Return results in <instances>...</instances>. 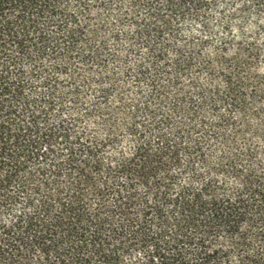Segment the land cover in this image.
Listing matches in <instances>:
<instances>
[{"label":"trees","instance_id":"obj_1","mask_svg":"<svg viewBox=\"0 0 264 264\" xmlns=\"http://www.w3.org/2000/svg\"><path fill=\"white\" fill-rule=\"evenodd\" d=\"M217 2L0 0V264H264V0ZM124 23L143 101L87 79L122 123L84 138L34 79L118 62L101 34Z\"/></svg>","mask_w":264,"mask_h":264},{"label":"rangeland","instance_id":"obj_2","mask_svg":"<svg viewBox=\"0 0 264 264\" xmlns=\"http://www.w3.org/2000/svg\"><path fill=\"white\" fill-rule=\"evenodd\" d=\"M243 0H218L217 5L212 9L211 14L213 19L217 18L220 13L227 14L231 10L237 8L240 2ZM255 14V13H254ZM253 16V15H252ZM258 16L255 15L253 18L249 16V23L254 22ZM113 17H111L108 22L112 24ZM125 25H115L111 29L107 28L101 34V38L106 39V50L107 52H117L120 55V60L118 62H112L109 59V65L107 68H103L101 71L99 69H91L81 62L71 61L69 66L65 70H56L55 66L50 61L44 62L46 74H38L34 81L38 86H41L42 78L48 76L57 81V91L64 99L65 109L63 110L64 118H75L77 123H75L74 131L76 134H82L84 138H90L91 140H102L113 134L114 129L119 130L121 128L122 117L115 109L118 102V94L112 93L109 105L111 106L110 112H105L103 107H98L89 113L87 110L91 109L93 102L95 101V93L92 90L91 85L87 82V79L95 78L98 74L105 76L107 72H115L114 76L116 79V85L121 88L120 91L125 92L127 100L141 99V94L136 96L135 84L133 82L132 69L135 62L139 61L143 56V48L140 46L130 47L131 41L126 39V34L129 27ZM196 29V28H194ZM218 33H222L221 29H216ZM195 32V31H194ZM209 50V49H208ZM212 51V50H211ZM209 52V51H207ZM60 67V66H59ZM254 69L258 73L264 72L262 66L254 65ZM27 73H30L29 68L26 69ZM203 80V79H202ZM142 91L147 92V87L143 86ZM79 99V106H73L71 104L72 97ZM106 114H108L106 116ZM61 116V117H63ZM53 118H56V114H53ZM124 148L127 145L124 143L122 145Z\"/></svg>","mask_w":264,"mask_h":264}]
</instances>
